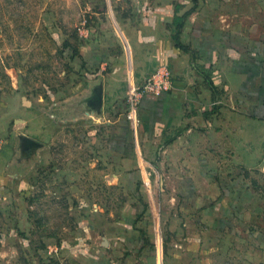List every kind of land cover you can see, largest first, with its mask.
Returning <instances> with one entry per match:
<instances>
[{
	"label": "rangeland",
	"instance_id": "374dc122",
	"mask_svg": "<svg viewBox=\"0 0 264 264\" xmlns=\"http://www.w3.org/2000/svg\"><path fill=\"white\" fill-rule=\"evenodd\" d=\"M221 1L0 0V92L33 94L39 99L45 98L57 109L56 103H61L65 97L59 93H64L63 87L71 88L74 83L73 72L79 64V42H83L79 37L81 30L90 32L101 23L98 20L105 23L111 15L164 13L169 16L167 23L173 29V35H177L176 57L160 62L144 77L154 74L155 80L163 79L161 92L143 94L137 111L138 121L130 124L134 136L138 129L147 130L150 124L156 136H161V144L153 143L145 148L136 142L138 136L132 135L127 151L123 134L111 135L110 127L85 128L87 126L67 121L57 130L53 141V164L39 171V181L31 189L26 190L24 186L19 189L24 199L17 204V212L9 208L10 212L4 214L0 206L1 264H46L49 257L61 254L55 250L58 244H71L75 233L73 208L78 202L65 197L70 189L84 192L88 203L104 208L111 216H117V209L127 204L137 208L149 204L171 205L176 208L175 221L192 229L189 239L202 238L198 251L192 253L204 254L209 264H264V159L257 167L245 170L229 166L226 155L223 157L226 163L218 167L217 181L213 183L204 181L198 172H193L190 178L184 166L171 164L176 155L170 157V154L177 148L165 145L173 137L170 133L173 122L169 117L175 81L180 86L178 94L174 95L179 97L185 111L187 92L190 93L188 86L207 77L206 70H202L200 50L221 42L230 44L228 34H222L224 31L247 32L251 29L249 20H233L232 15L238 7ZM250 8L243 6L242 11L249 13ZM192 57L196 58L193 67ZM201 87L199 84L194 86V93L201 94ZM123 113L119 123L128 124ZM91 129L95 135L90 133ZM1 141L0 152L5 146L4 139ZM181 152V159L189 158L184 150ZM127 153L146 156L147 165L141 168L143 175L132 167L129 172L116 177L115 167L112 169L111 165L116 166L120 156ZM209 155L216 157L212 152ZM57 169L70 171L79 181L59 182L56 180ZM231 189L241 192V196L224 197ZM144 191L155 195L138 201L137 197H131ZM166 191L177 192V197L160 195ZM178 191L182 194L194 191L200 196L187 198L185 194L180 197ZM203 195H209V198ZM24 207H28L29 212L21 214L20 209L23 211ZM25 217L29 218L30 226L7 229ZM213 222L223 229L209 231L204 228ZM206 233L210 235L209 241L203 239L207 237ZM203 242L209 246L207 252ZM224 256L226 258L222 260Z\"/></svg>",
	"mask_w": 264,
	"mask_h": 264
},
{
	"label": "crops",
	"instance_id": "0c3cea01",
	"mask_svg": "<svg viewBox=\"0 0 264 264\" xmlns=\"http://www.w3.org/2000/svg\"><path fill=\"white\" fill-rule=\"evenodd\" d=\"M221 3L238 7L232 15L233 20H249L251 29L248 33L224 31L222 34H228L230 44L221 42L200 50L202 70H206L207 77L188 86L190 93L187 92L185 111L179 97L174 95L178 94L180 86L175 81L169 117L173 122L170 132L173 137L165 143L169 148H177L170 154V157L176 155L171 164L184 166L190 178L193 172H198L204 181L213 183L217 181L218 167L226 163L223 158L226 155L229 166L245 170L257 167L264 159V0H222ZM243 6L251 7L250 12H243ZM168 18L164 13L111 15L105 23L98 20L101 23L90 32L81 30L79 37L83 42H79L74 83L71 88L63 87L64 93H59L65 97L61 103H56L58 109L50 106L45 98L39 99L33 94L0 92V138L5 142L0 152L2 213H9V208L16 213L17 204L24 199L19 189L22 186L31 189L39 181V171L53 164V141L57 130L67 121L87 126L85 128L110 127L111 135L123 134L125 149H130V136L134 133L129 121L128 124L119 123L124 112L122 105L131 86L142 83L160 62L176 57L177 35H173ZM195 60L191 58L192 67ZM198 84L202 86L199 95L194 93V86ZM147 128L135 133L138 145L146 148L153 143L161 144V136H156L150 124ZM90 133L96 134L93 129ZM182 150L188 159H181ZM146 165V156L127 153L111 168L115 167L116 177L132 167L143 175L141 168ZM56 177L59 182L79 181L65 169H59ZM178 192L180 197L185 194L187 198L200 196L194 191ZM136 194L131 197H137V201L155 195L150 191ZM161 194L177 197L178 193ZM228 196L238 198L241 192L231 189L224 195ZM65 197L78 202L73 208L75 233L71 244L55 247L61 254L50 255L46 264H209L204 254L192 253L198 251L202 238L189 239L192 229L175 221L176 208L171 205L149 204L137 208L127 204L117 209V216H111L104 208L88 203L82 191L70 189ZM202 197L208 199L209 195ZM20 210L21 214L29 212L28 207ZM27 224L30 226L29 218H19V224L9 225L7 229H23ZM204 228L209 231L223 229L214 222ZM206 235L203 239L209 241V233ZM202 245L207 252L209 246L204 242ZM2 261L0 258V264Z\"/></svg>",
	"mask_w": 264,
	"mask_h": 264
},
{
	"label": "built area",
	"instance_id": "2783aa9c",
	"mask_svg": "<svg viewBox=\"0 0 264 264\" xmlns=\"http://www.w3.org/2000/svg\"><path fill=\"white\" fill-rule=\"evenodd\" d=\"M162 83L163 79H161L160 81L155 80V75L153 74L152 76L143 79L142 83L136 86H131L129 88L123 105L124 115L127 121H129L132 125L137 123V111L139 108L141 97L144 93H147L149 91H153L155 94H159L161 92ZM1 148L2 141L0 139V149Z\"/></svg>",
	"mask_w": 264,
	"mask_h": 264
}]
</instances>
